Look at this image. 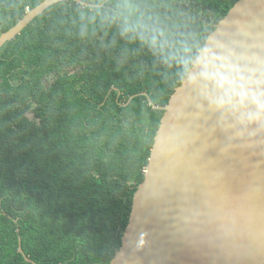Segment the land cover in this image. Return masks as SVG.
Masks as SVG:
<instances>
[{
	"label": "trees",
	"instance_id": "trees-1",
	"mask_svg": "<svg viewBox=\"0 0 264 264\" xmlns=\"http://www.w3.org/2000/svg\"><path fill=\"white\" fill-rule=\"evenodd\" d=\"M43 1L0 0V35ZM81 1L0 49V264L111 263L160 108L240 0Z\"/></svg>",
	"mask_w": 264,
	"mask_h": 264
},
{
	"label": "water",
	"instance_id": "water-1",
	"mask_svg": "<svg viewBox=\"0 0 264 264\" xmlns=\"http://www.w3.org/2000/svg\"><path fill=\"white\" fill-rule=\"evenodd\" d=\"M63 1L30 10L0 35V49ZM160 109L110 264H264V0L235 4Z\"/></svg>",
	"mask_w": 264,
	"mask_h": 264
}]
</instances>
